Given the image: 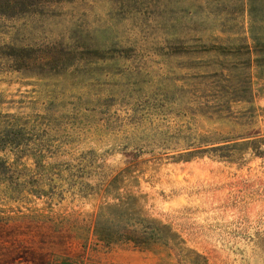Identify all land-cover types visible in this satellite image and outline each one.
I'll return each instance as SVG.
<instances>
[{
	"label": "rangeland",
	"instance_id": "obj_1",
	"mask_svg": "<svg viewBox=\"0 0 264 264\" xmlns=\"http://www.w3.org/2000/svg\"><path fill=\"white\" fill-rule=\"evenodd\" d=\"M262 62L264 0H0V264H264Z\"/></svg>",
	"mask_w": 264,
	"mask_h": 264
},
{
	"label": "trees",
	"instance_id": "obj_2",
	"mask_svg": "<svg viewBox=\"0 0 264 264\" xmlns=\"http://www.w3.org/2000/svg\"><path fill=\"white\" fill-rule=\"evenodd\" d=\"M261 65L264 66V62H262ZM104 215L105 212L101 211L96 219L95 228L99 239L105 242L111 243L127 240L134 242L137 246H145L151 236L154 235V232H149L147 230H143L141 234H138L136 230H128L126 228L112 230L103 226Z\"/></svg>",
	"mask_w": 264,
	"mask_h": 264
}]
</instances>
